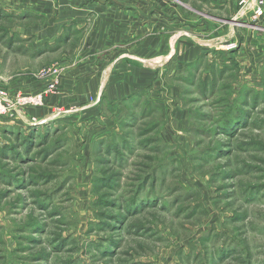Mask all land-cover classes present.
<instances>
[{
  "label": "rangeland",
  "instance_id": "rangeland-1",
  "mask_svg": "<svg viewBox=\"0 0 264 264\" xmlns=\"http://www.w3.org/2000/svg\"><path fill=\"white\" fill-rule=\"evenodd\" d=\"M238 1L0 0L11 16L0 18V94L12 102L0 122L25 130H0V264H264V189L239 194L264 187V149L202 166L193 158L211 144L204 135L197 143L194 132L210 124L199 116L221 123L238 87L264 88V13L255 18ZM201 56L192 83L185 65ZM212 63L229 70L216 95L203 96L195 85ZM26 96L42 98L18 106ZM260 97L256 125L237 129L235 141L263 148ZM122 137L132 153L109 148ZM163 164L170 175L156 171ZM223 166L230 175L212 179ZM156 173L164 179L139 198L172 207L140 213L131 224L150 232H120L108 255L102 213H118L132 186ZM98 177L118 184L97 188Z\"/></svg>",
  "mask_w": 264,
  "mask_h": 264
},
{
  "label": "trees",
  "instance_id": "trees-1",
  "mask_svg": "<svg viewBox=\"0 0 264 264\" xmlns=\"http://www.w3.org/2000/svg\"><path fill=\"white\" fill-rule=\"evenodd\" d=\"M11 16L9 14H4V13H0V18H8ZM67 36L64 37H60L58 39V41H64ZM202 57H199L198 60H195L193 62H190L188 64L185 65L186 68H188V70L190 71L189 74V80L190 82H197L199 81L198 78H196L197 75H195V71L198 70V65L202 60ZM229 69L227 67V65L224 64H220L217 65L216 63H212L210 66V70H209V74L208 76H205L202 80L200 79V84L197 83V85H195L196 90L199 92V94L203 95V96H209V95H216L217 92V84L219 83L220 80L223 79L224 77V73L227 72ZM264 72V70H262ZM262 72V73H263ZM264 74V73H263ZM196 80V81H195ZM263 83V82H262ZM237 98L235 99L234 105H233V111L232 109H228L227 111L225 109H223L224 111H226V116L223 117V121L221 123H212V121H210L209 118L201 115L199 116V120H208L209 121V125L208 123H206L205 121L202 122L203 123V127L201 130L199 131H195L194 135L197 136V139H199L197 141L198 144H202L204 139H203V135L205 137H207L208 139L211 140V144H209V147H207V149H203L202 151L194 154L193 158L197 161L198 165L202 166L205 162L204 161H208L210 158H214L213 161H218L221 159V157H228L230 158L231 155H233L234 153H237L239 151H243L246 150L247 147H259L261 150L264 149V147L262 148L261 145H255L254 142L252 140V142H250L249 144L242 142L240 139L238 141H235L236 137L238 135H241L242 133H235V131L237 129H245L248 128L249 126H255L256 123L254 122V120L251 118L252 114H253V109H254V104L256 103L257 100H260V96H264V88H262V90H256L252 87H250L247 84H243L240 87H238L237 89ZM219 103V102H217ZM216 103V104H217ZM222 110V111H223ZM223 115V114H222ZM128 137V136H127ZM202 137V139H201ZM122 141L119 143L120 145V149L118 148L119 146L116 145H111L109 146V148H111L112 150H114L117 153H120V150H126L128 151V153H132L133 147L134 145L131 144V142L128 140V138L122 137L121 139ZM213 144V145H212ZM27 149L31 147L32 144V140H31V135L28 136L26 144ZM139 145L142 147H147V143L146 142H139ZM115 146V147H114ZM118 146V147H117ZM123 155L120 156V158H122ZM159 169H156L157 172H159L158 170H161L160 172L162 173H166L167 175L171 174L172 168L169 169V165L167 164H163L161 166H158ZM226 167H222V172L219 174H214V176L212 177V179L217 178L219 175H221V177H226L229 176V171L225 170ZM248 170V168L246 169ZM164 175L159 176V174H155L154 176H147L148 180H150L149 184H146V179H141L139 181V183H136L134 186H132V188L134 189V187L136 186V190L132 191L134 194L133 197L131 196L130 200L125 202L122 206V209H120V211L118 213H102L103 214V218L106 220L105 222H103V226H106V228H109V232H110V243L108 248H104L107 251V254L109 255L113 250H115L118 247V243H120V240L117 239V236L120 232H127L130 233L132 232L133 235H141L142 233H149L150 232V228L147 227H137L135 228L132 224H131V220H133L136 216H138L140 213L146 211V210H150L149 208H151V206H155L157 205L158 207L160 206V210H167L170 209L172 207V205L170 206V208L167 206V204H165V202H161V198L156 196L153 198L144 196V197H140L139 198V193L144 189L146 190V187H150V189H152V187H154L153 183L155 182V179H160L163 180L164 179ZM110 180V178H109ZM107 179L106 180H102L98 177L97 181H94L96 184L95 186L97 188L100 187H109L111 189H114V187L116 188L118 182L116 181L115 183L113 181H109ZM105 182H109L107 185H104L103 183ZM112 183V184H111ZM148 183V182H147ZM256 185H260V184H256ZM250 186V185H248ZM248 186L242 191L243 187L240 189L239 194L243 196H252L253 194H255L258 190L262 191L264 189V187L262 188V186H250L248 188ZM131 188V190H132ZM149 189V190H150ZM246 190V191H245ZM102 199H99L98 201L101 202L102 205L107 204V202H102ZM49 201V197L44 198L41 201L37 202V206L40 208H44V206H46L47 202ZM161 202V203H160ZM98 204V202H95ZM109 205H114V203H108ZM160 204V205H159ZM99 205V204H98ZM121 207H118V209ZM196 210L198 209L197 207H194ZM193 209V210H195ZM187 209H179L176 213V211H174V214H179V213H185ZM199 210V209H198ZM191 214V212H188V214H186V218L189 217V215ZM243 215H236V217H242ZM37 225L35 226V224L32 226V231H36L38 233L42 232V228H40V224L36 223ZM38 226V228H37ZM99 228V226H98ZM112 236V237H111ZM210 238H213L212 236ZM30 241H35L33 240V238H30ZM116 246V248H115ZM103 247V246H100ZM100 247H96V248H100ZM118 249V248H117ZM119 250V249H118ZM230 251V250H226L225 252ZM223 254V253H222ZM102 255V254H101ZM222 256V255H221ZM221 256H218L217 259L219 261H221ZM71 264V263H68ZM127 264H138L137 262H129Z\"/></svg>",
  "mask_w": 264,
  "mask_h": 264
},
{
  "label": "built area",
  "instance_id": "built-area-1",
  "mask_svg": "<svg viewBox=\"0 0 264 264\" xmlns=\"http://www.w3.org/2000/svg\"><path fill=\"white\" fill-rule=\"evenodd\" d=\"M239 6H241L243 10L251 11L254 14L255 18L262 17L264 13V0H239ZM41 96L37 98H32L26 96L24 99L17 98V102L20 104L18 106H23L26 103L34 102L39 104L41 101ZM12 105V102L6 100L3 94H0V115L6 114L5 112Z\"/></svg>",
  "mask_w": 264,
  "mask_h": 264
},
{
  "label": "crops",
  "instance_id": "crops-1",
  "mask_svg": "<svg viewBox=\"0 0 264 264\" xmlns=\"http://www.w3.org/2000/svg\"><path fill=\"white\" fill-rule=\"evenodd\" d=\"M136 94H140V93H136ZM136 94H133L134 98L133 99L131 98L132 100L136 99V97H135ZM128 100L130 102V99L129 98H128ZM131 117H134V116H131ZM131 117H129L128 119L129 120H132L133 118H131ZM125 122H129V121L126 120ZM5 125L6 124H4L3 122H0V130H1V133L2 134L4 133L6 137H8L9 134H11L13 136H16V133L17 132H21L22 133L23 131H25L24 129L23 130L22 129L21 130L20 129H9V130H5L4 129ZM3 144H4V142L2 143V145L0 144L1 148L4 146Z\"/></svg>",
  "mask_w": 264,
  "mask_h": 264
}]
</instances>
